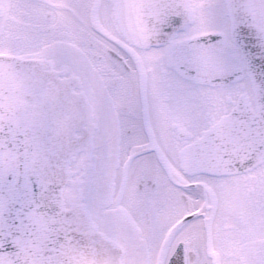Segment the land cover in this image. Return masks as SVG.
<instances>
[{"label":"snow or ice","instance_id":"snow-or-ice-1","mask_svg":"<svg viewBox=\"0 0 264 264\" xmlns=\"http://www.w3.org/2000/svg\"><path fill=\"white\" fill-rule=\"evenodd\" d=\"M0 264H264V0H0Z\"/></svg>","mask_w":264,"mask_h":264}]
</instances>
